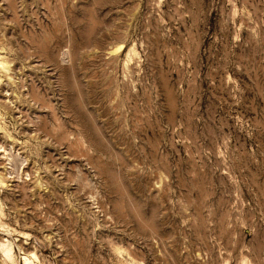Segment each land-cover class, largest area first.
<instances>
[{
	"label": "rangeland",
	"instance_id": "obj_1",
	"mask_svg": "<svg viewBox=\"0 0 264 264\" xmlns=\"http://www.w3.org/2000/svg\"><path fill=\"white\" fill-rule=\"evenodd\" d=\"M25 258L264 264V0H0V264Z\"/></svg>",
	"mask_w": 264,
	"mask_h": 264
},
{
	"label": "bare ground",
	"instance_id": "obj_2",
	"mask_svg": "<svg viewBox=\"0 0 264 264\" xmlns=\"http://www.w3.org/2000/svg\"><path fill=\"white\" fill-rule=\"evenodd\" d=\"M5 253H6V256L8 257V256H9V254H8L9 252H6V251H5ZM24 261H25V262H24V264H30V263H28V260H27V258H25V260H24Z\"/></svg>",
	"mask_w": 264,
	"mask_h": 264
}]
</instances>
